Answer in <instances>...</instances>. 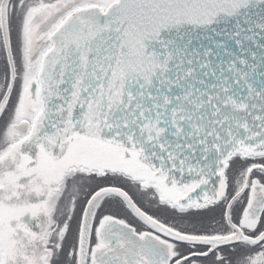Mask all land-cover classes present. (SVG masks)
<instances>
[{"label": "snow or ice", "instance_id": "6c2138e0", "mask_svg": "<svg viewBox=\"0 0 264 264\" xmlns=\"http://www.w3.org/2000/svg\"><path fill=\"white\" fill-rule=\"evenodd\" d=\"M0 264H264V0H0Z\"/></svg>", "mask_w": 264, "mask_h": 264}]
</instances>
